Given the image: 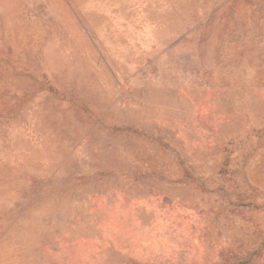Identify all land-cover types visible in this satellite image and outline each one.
Instances as JSON below:
<instances>
[{"label":"rangeland","instance_id":"obj_1","mask_svg":"<svg viewBox=\"0 0 264 264\" xmlns=\"http://www.w3.org/2000/svg\"><path fill=\"white\" fill-rule=\"evenodd\" d=\"M0 264H264V0H0Z\"/></svg>","mask_w":264,"mask_h":264}]
</instances>
